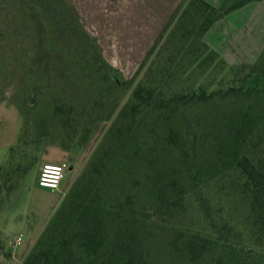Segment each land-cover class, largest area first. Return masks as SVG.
<instances>
[{
	"label": "trees",
	"instance_id": "16d2710c",
	"mask_svg": "<svg viewBox=\"0 0 264 264\" xmlns=\"http://www.w3.org/2000/svg\"><path fill=\"white\" fill-rule=\"evenodd\" d=\"M251 1L217 7L182 0L131 79L120 76L84 31L96 53L93 73L108 86L94 90L91 112L80 107L88 119L77 124L73 105L37 108L36 136L41 140L61 127L71 144L78 138L87 146L111 124L22 264H264V85L247 86L250 71L228 89L166 87L189 80L192 72L228 67L202 37ZM172 42L181 44L179 53L159 80L156 65ZM227 97L243 103L205 123L201 109ZM14 149L0 166V213L32 170L17 161ZM208 186L244 211L247 235L235 234L237 222L226 218L223 203L219 220L195 216L192 194Z\"/></svg>",
	"mask_w": 264,
	"mask_h": 264
},
{
	"label": "rangeland",
	"instance_id": "374dc122",
	"mask_svg": "<svg viewBox=\"0 0 264 264\" xmlns=\"http://www.w3.org/2000/svg\"><path fill=\"white\" fill-rule=\"evenodd\" d=\"M212 1L222 7L227 0ZM181 2L0 0V166L9 160L15 147L17 161L21 159L24 166L32 168L0 213V264L23 263L111 124H103L87 146H80L78 138L71 144L69 131L61 127L52 128V134L41 140L36 136V122L40 119L37 108L60 102L77 110L87 107L91 112L94 90L108 86L101 84L98 74L93 73L92 59L96 53L86 41L84 31L95 38L103 56L120 71V76L131 79ZM202 40L228 67L192 72L189 80L166 83L167 89L183 91L199 86L208 91L228 89L231 85L240 86L232 81L242 79L250 71L254 75L247 86L254 81L264 85V0L248 2L226 14L209 28ZM180 47L175 42L168 44L156 65L157 79H162V71ZM146 70L147 67L140 78ZM116 93L118 97L122 95ZM242 103L240 98L227 97L200 112L208 115L204 117L207 123L213 118L211 114L229 112ZM74 116V124L83 116L88 119V113L83 115L80 110ZM59 161L70 166L60 189L41 187L43 165ZM191 201L195 216L208 221L221 219L218 215L222 212L218 209L223 203L226 218L228 215L237 222L235 234L247 235L243 228L244 211L219 200L216 188L208 186L193 192ZM20 234L24 235V241L17 246ZM245 237L243 234L242 238ZM247 241L245 244L250 246Z\"/></svg>",
	"mask_w": 264,
	"mask_h": 264
},
{
	"label": "built area",
	"instance_id": "2783aa9c",
	"mask_svg": "<svg viewBox=\"0 0 264 264\" xmlns=\"http://www.w3.org/2000/svg\"><path fill=\"white\" fill-rule=\"evenodd\" d=\"M68 167L69 165L65 161L45 163L40 171V186L51 190H59ZM23 241L24 235L20 234L16 238V245H22Z\"/></svg>",
	"mask_w": 264,
	"mask_h": 264
},
{
	"label": "crops",
	"instance_id": "0c3cea01",
	"mask_svg": "<svg viewBox=\"0 0 264 264\" xmlns=\"http://www.w3.org/2000/svg\"><path fill=\"white\" fill-rule=\"evenodd\" d=\"M209 2H211L212 4H215V3H213V1L212 0H208ZM217 5V4H216ZM60 162V161H59Z\"/></svg>",
	"mask_w": 264,
	"mask_h": 264
}]
</instances>
